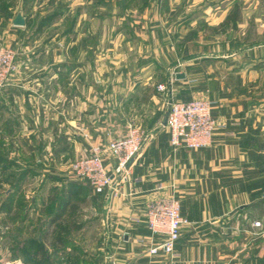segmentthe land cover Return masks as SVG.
Returning <instances> with one entry per match:
<instances>
[{
  "label": "crops",
  "instance_id": "1",
  "mask_svg": "<svg viewBox=\"0 0 264 264\" xmlns=\"http://www.w3.org/2000/svg\"><path fill=\"white\" fill-rule=\"evenodd\" d=\"M91 2L66 0L62 21L69 31L64 41H57L59 31L48 40L37 35L29 40L19 35L5 40L17 49L18 68L0 89L3 102L8 110L18 112L24 126L45 127L37 134L41 141H49L57 157L67 153L90 155L93 144L125 135L130 122L123 117V111L128 103L137 99L141 90L152 95L153 90L148 91L152 79L170 75L169 66L180 61V52L174 51L165 37L169 24L159 23L157 17L154 20L152 13L149 17L148 0L146 7L131 9L129 16H113L129 31L121 33L122 55H109L107 59L106 54L98 53L101 45L92 51L94 47L87 37L95 27L100 29L107 17L103 11L91 12ZM172 10L169 8L168 13ZM25 20L27 25V16ZM215 22L211 26L218 24ZM182 24L181 19L172 23L177 28ZM12 25L15 26L13 20ZM155 28L160 29V38L153 34L149 39V31ZM74 33L80 36L70 37ZM130 49L135 53L131 54ZM248 49L247 53L241 48V52L203 55L198 63L195 57L185 60L189 61L187 69L175 68L176 75L185 76L175 79L173 98H208L215 103L213 114L221 126L211 146L175 150L168 128L162 125L163 118H149V125L155 128L131 164L130 181L122 185L118 194L96 193L86 182L84 187L80 185L81 194L86 192L81 202L84 213L66 216L63 211L69 202L63 210L57 201L61 217L54 218V211L48 219L40 220V226L56 238L67 240L57 231L68 236L86 230L90 223L99 224L96 248L82 251L88 264H261L259 247L250 250V238L260 239L264 233L254 231L253 226L251 229L250 216L259 215L264 204V123L237 102L240 95L234 92L238 84L230 80L231 67L224 72L218 69L221 63L236 61L239 56L243 62L248 60ZM230 55L231 59L227 57ZM106 163L112 170L114 160L107 159ZM171 193L181 200L182 214L188 222L180 228L174 254H150L146 205L151 199ZM255 232L257 235H253ZM47 250L48 264H62L57 257L62 250ZM71 253L65 254L66 262L71 261ZM3 254L0 251L1 257ZM9 255L7 259L0 257V264L13 262Z\"/></svg>",
  "mask_w": 264,
  "mask_h": 264
},
{
  "label": "rangeland",
  "instance_id": "2",
  "mask_svg": "<svg viewBox=\"0 0 264 264\" xmlns=\"http://www.w3.org/2000/svg\"><path fill=\"white\" fill-rule=\"evenodd\" d=\"M91 1L93 4H90V11H103L107 19L105 24L100 23V29L95 27L96 30L87 37L90 46L101 45L98 53L106 54L107 59L109 55H122L124 48L121 43L124 38L121 33L129 31L120 20L117 18L115 20L113 16L119 17L120 14L129 16L131 9L135 11L140 5L146 7V0ZM148 1L149 17L153 15L154 20L157 17L156 20L158 19L159 23L164 21L166 25L169 24V32L165 37L169 38L172 49L180 52V61L175 66L173 64L169 66L173 76L172 72H175V68L187 69V62L192 58L196 57L198 63L203 55L241 52V48L245 52L249 47L248 60L243 62L239 56L236 61L221 63L218 69L224 72L231 67L230 80L238 84V89L234 92L240 95V98L237 97V102L252 117L259 118L261 123H264V0ZM169 8L174 10L168 13ZM65 9L66 0H0V39L5 41L7 36L16 38L19 35V38L29 40L37 35L38 38L43 37L48 40L52 34L59 31L57 41H64L69 31L66 23L63 22ZM19 11L27 16V25L13 26L12 20ZM177 19L183 22L180 28L172 25ZM56 20L59 21L58 24H55ZM211 22H218V24L211 26ZM17 27H25V29L17 30L22 29ZM159 30L155 28L149 31V39H152L153 34L156 35H154L156 39L160 38ZM74 34H70V37L80 36L79 33ZM95 48H92V51ZM128 51L131 54L135 53L132 49ZM227 57L230 58L231 55ZM242 64L244 78L241 77ZM109 67L111 68V65ZM167 79L169 75L153 78V85L148 88V91L153 90V94L149 95L148 92L146 95L141 90L137 99L128 103L123 111V117L130 122L127 132L131 126H137L146 139L155 128L149 125V118L155 121L164 117L169 109V92H160L157 85ZM43 129H45L43 126L21 124L18 112L14 109L8 110L0 93V251L4 253V257H0L7 259L9 253L10 261L27 264V260H30L31 264H47L44 263V255L36 257L38 247L31 246L29 242L30 237H40L46 247H51L53 250L57 247L58 252L62 250L60 254H57L62 264L69 262V259L65 261L67 252H72L69 264H88L82 251L96 248L99 224L90 223L86 230L82 229L68 236L58 230L57 234L67 237L68 240L62 245L49 229L46 230V227L40 226V220L48 219L55 211V204L61 193L64 196L63 201H69V208L63 211L66 216L76 217L77 211H82L81 202L86 192L81 194L82 188L80 186L77 188L74 183H80L84 187L86 182L77 177L72 166L78 159L88 154L73 156L67 153L60 154L58 157L54 156L49 141L39 139L37 131ZM87 213L90 214L89 211ZM262 213L264 215V204L259 215L251 214L250 216L251 229L253 226L254 231H261L260 233H264ZM83 218H85L84 215H82ZM257 220L261 221L260 227L254 226ZM257 247L261 256L259 262L264 264V234L260 239L250 238V250H257Z\"/></svg>",
  "mask_w": 264,
  "mask_h": 264
},
{
  "label": "built area",
  "instance_id": "3",
  "mask_svg": "<svg viewBox=\"0 0 264 264\" xmlns=\"http://www.w3.org/2000/svg\"><path fill=\"white\" fill-rule=\"evenodd\" d=\"M17 49L0 39V89L8 84L16 72ZM169 79L160 82V92H169V114L166 127L170 143L175 150L182 147L199 149L213 144L214 135L221 126L213 114L214 101L208 98L175 99L172 88L175 72ZM145 136L137 126H131L125 135L91 146V154L78 159L72 166L77 177L85 180L96 193L118 194L122 185L130 181L131 164L144 144ZM114 160L110 170L106 160ZM130 161L131 164H130ZM146 221L149 230V253L160 252L172 255L180 237L182 224L188 219L182 214L181 200L175 193L151 199L146 205ZM260 227L261 221L254 222ZM161 238L157 241V238ZM9 264H21L13 261Z\"/></svg>",
  "mask_w": 264,
  "mask_h": 264
},
{
  "label": "trees",
  "instance_id": "4",
  "mask_svg": "<svg viewBox=\"0 0 264 264\" xmlns=\"http://www.w3.org/2000/svg\"><path fill=\"white\" fill-rule=\"evenodd\" d=\"M85 181V180H84ZM85 182H87V181H85ZM88 183V182H87ZM74 185H76L77 186V188H80L79 186L80 185H82V184H76V183H74ZM89 185V184H88ZM90 186V185H89ZM60 197H59V199H58V203L60 204V205H62V206H64L63 207V210H64V208H65V204L67 203V202H69V201H63V198H64V196L62 195V193H61V195H59ZM58 204V205H59ZM56 205V204H55ZM56 207V206H55ZM56 210V215H55V217L54 218H59V217H61V215H62V213H61V211L60 210H58V208H55ZM53 218V219H54ZM71 224L72 225H74V226H78L75 222H71ZM60 229H66V227H64V226H61L60 227ZM57 240H58V242L59 243H61V244H65L66 242H67V240L66 239H64V238H62L61 236H58L57 238H56ZM29 242H30V244H31V246H33V247H38V249H36V257H42V255H44V263H47L48 264V250H47V247H46V245H44V241L42 240V239H40L39 237H36V238H33V237H30V240H29ZM40 244V245H39ZM26 263H28V264H31V262H30V260H27V262Z\"/></svg>",
  "mask_w": 264,
  "mask_h": 264
},
{
  "label": "water",
  "instance_id": "5",
  "mask_svg": "<svg viewBox=\"0 0 264 264\" xmlns=\"http://www.w3.org/2000/svg\"><path fill=\"white\" fill-rule=\"evenodd\" d=\"M26 23L25 16L22 11H19L15 17L13 18V24L16 26H24ZM185 75L183 73H177L176 77L177 78H183ZM168 114H169V109L165 113L163 119H162V125L166 126L167 121H168ZM132 161H130L131 164Z\"/></svg>",
  "mask_w": 264,
  "mask_h": 264
}]
</instances>
